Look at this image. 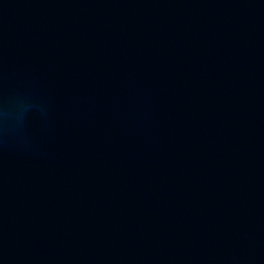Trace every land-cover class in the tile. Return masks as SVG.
<instances>
[{
    "label": "water",
    "instance_id": "1",
    "mask_svg": "<svg viewBox=\"0 0 264 264\" xmlns=\"http://www.w3.org/2000/svg\"><path fill=\"white\" fill-rule=\"evenodd\" d=\"M0 264H264V0H0Z\"/></svg>",
    "mask_w": 264,
    "mask_h": 264
}]
</instances>
